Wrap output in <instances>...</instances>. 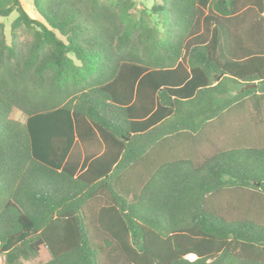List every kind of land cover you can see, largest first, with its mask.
Masks as SVG:
<instances>
[{
	"label": "trees",
	"instance_id": "16d2710c",
	"mask_svg": "<svg viewBox=\"0 0 264 264\" xmlns=\"http://www.w3.org/2000/svg\"><path fill=\"white\" fill-rule=\"evenodd\" d=\"M161 1L0 0L3 264H264V0Z\"/></svg>",
	"mask_w": 264,
	"mask_h": 264
},
{
	"label": "rangeland",
	"instance_id": "374dc122",
	"mask_svg": "<svg viewBox=\"0 0 264 264\" xmlns=\"http://www.w3.org/2000/svg\"><path fill=\"white\" fill-rule=\"evenodd\" d=\"M24 8L27 10V12L34 17H38V14L33 6L32 0H21ZM158 2L161 3V0H137V6L142 8V7H150L153 3ZM16 16V11H13L9 16L7 17H1L0 16V22H3L5 24V31L6 35L9 39V24L10 22L15 18ZM9 116L11 118L23 121L24 117L23 115L16 109H13ZM2 256L0 255V264H3L2 262ZM24 264H32L31 258L28 260H24Z\"/></svg>",
	"mask_w": 264,
	"mask_h": 264
},
{
	"label": "water",
	"instance_id": "95a60500",
	"mask_svg": "<svg viewBox=\"0 0 264 264\" xmlns=\"http://www.w3.org/2000/svg\"><path fill=\"white\" fill-rule=\"evenodd\" d=\"M254 85H255L254 83L253 84H250V85H246L241 90H244L245 88L250 87V86H254Z\"/></svg>",
	"mask_w": 264,
	"mask_h": 264
},
{
	"label": "crops",
	"instance_id": "0c3cea01",
	"mask_svg": "<svg viewBox=\"0 0 264 264\" xmlns=\"http://www.w3.org/2000/svg\"><path fill=\"white\" fill-rule=\"evenodd\" d=\"M187 257H188L189 259H193L195 256H194L193 254H189Z\"/></svg>",
	"mask_w": 264,
	"mask_h": 264
}]
</instances>
